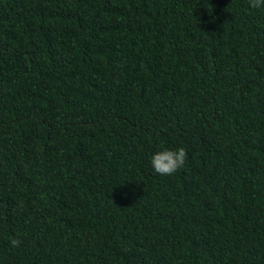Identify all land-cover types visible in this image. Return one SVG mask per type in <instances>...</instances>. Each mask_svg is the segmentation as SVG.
I'll list each match as a JSON object with an SVG mask.
<instances>
[{
    "label": "trees",
    "instance_id": "16d2710c",
    "mask_svg": "<svg viewBox=\"0 0 264 264\" xmlns=\"http://www.w3.org/2000/svg\"><path fill=\"white\" fill-rule=\"evenodd\" d=\"M0 264H264V10L0 0Z\"/></svg>",
    "mask_w": 264,
    "mask_h": 264
},
{
    "label": "clouds",
    "instance_id": "9594fccd",
    "mask_svg": "<svg viewBox=\"0 0 264 264\" xmlns=\"http://www.w3.org/2000/svg\"><path fill=\"white\" fill-rule=\"evenodd\" d=\"M250 10H264V0H247ZM188 159V153L185 148L180 147L175 151L164 149L154 154L150 160L153 173L160 176H172L178 170L182 169ZM18 239H10V245L13 248L20 246Z\"/></svg>",
    "mask_w": 264,
    "mask_h": 264
}]
</instances>
